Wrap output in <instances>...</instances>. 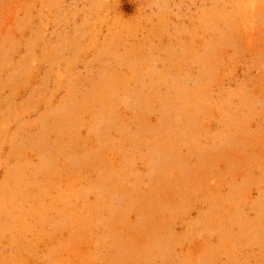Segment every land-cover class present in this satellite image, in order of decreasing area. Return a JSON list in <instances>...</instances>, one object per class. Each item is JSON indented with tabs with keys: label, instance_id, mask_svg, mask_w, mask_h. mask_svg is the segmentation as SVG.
I'll list each match as a JSON object with an SVG mask.
<instances>
[{
	"label": "rangeland",
	"instance_id": "1",
	"mask_svg": "<svg viewBox=\"0 0 264 264\" xmlns=\"http://www.w3.org/2000/svg\"><path fill=\"white\" fill-rule=\"evenodd\" d=\"M0 264H264V0H0Z\"/></svg>",
	"mask_w": 264,
	"mask_h": 264
}]
</instances>
